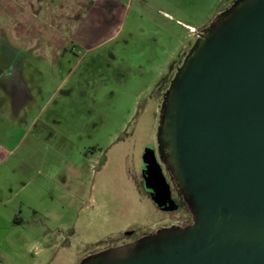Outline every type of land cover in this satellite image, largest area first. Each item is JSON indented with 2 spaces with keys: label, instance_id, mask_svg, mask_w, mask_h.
I'll return each mask as SVG.
<instances>
[{
  "label": "water",
  "instance_id": "obj_1",
  "mask_svg": "<svg viewBox=\"0 0 264 264\" xmlns=\"http://www.w3.org/2000/svg\"><path fill=\"white\" fill-rule=\"evenodd\" d=\"M157 140L192 224L82 264H264V0H236L198 33L165 93ZM147 156L145 188L176 208L152 148Z\"/></svg>",
  "mask_w": 264,
  "mask_h": 264
},
{
  "label": "rangeland",
  "instance_id": "obj_2",
  "mask_svg": "<svg viewBox=\"0 0 264 264\" xmlns=\"http://www.w3.org/2000/svg\"><path fill=\"white\" fill-rule=\"evenodd\" d=\"M233 2L134 0L120 36L70 54L61 74L48 76L51 90L61 85L47 111L65 97L79 102L71 103L72 110L80 104L75 119L55 126L71 164L58 175L67 194L47 207L55 225V245L47 252L52 264H82L90 254L178 228L179 211L158 207L140 183L142 156L149 147L157 149L164 96L196 44V32Z\"/></svg>",
  "mask_w": 264,
  "mask_h": 264
},
{
  "label": "crops",
  "instance_id": "obj_3",
  "mask_svg": "<svg viewBox=\"0 0 264 264\" xmlns=\"http://www.w3.org/2000/svg\"><path fill=\"white\" fill-rule=\"evenodd\" d=\"M133 1L0 0V264H52L47 207L67 194L58 175L71 164L55 126L75 119L80 104L72 110L65 97L47 111L61 82L51 90L46 81L70 54L120 36Z\"/></svg>",
  "mask_w": 264,
  "mask_h": 264
},
{
  "label": "flooded vegetation",
  "instance_id": "obj_4",
  "mask_svg": "<svg viewBox=\"0 0 264 264\" xmlns=\"http://www.w3.org/2000/svg\"><path fill=\"white\" fill-rule=\"evenodd\" d=\"M236 1V0H235ZM234 3V2H233ZM203 30H199L198 32H196V37H198V33L201 32ZM161 114H162V109H161ZM160 126V125H159ZM159 132V131H158ZM149 148H152V151H153V154H154V158L155 160L160 164L161 168H162V172H163V175L167 181V183L169 184L170 186V197L174 200L175 204L177 205L176 208L172 209V210H169V212L171 211H179V213L177 214L179 218V224L178 225V228L176 230H184L185 228H187L189 225L192 224L193 222V215L191 213V211L189 210V207H188V204L187 202L184 200L183 198V195L181 194V192L179 191L178 187L176 186L175 182H174V179L172 177V174L166 164V162L163 160L162 158V154L160 152V147H159V142L157 140V149L152 146V147H149ZM150 157L147 156L146 159H144V156H142V169H141V176H140V183L144 186V181H145V174H144V161L145 160H150L149 159ZM149 168V167H148ZM148 172V176L152 173L150 169H148L146 171V173ZM147 176V177H148ZM150 177H148L149 179ZM152 179V178H151ZM154 179V178H153ZM149 184L153 185V187H155L156 189H161V182H158V179L156 180H150L148 182ZM159 183V184H158ZM145 187V186H144ZM149 196L152 197V194L150 192V190L147 191ZM161 197H166V196H161ZM168 211V210H167ZM142 238V237H140ZM131 240L130 242H123V245H126V244H131L133 242H136L138 240ZM123 239V237L121 238ZM117 247H120V246H112L108 249H105V250H102V251H99L97 253H93V254H90L88 255V257L86 258V260L88 259H91L92 257L98 255L99 253L103 252V251H107V250H111V249H115Z\"/></svg>",
  "mask_w": 264,
  "mask_h": 264
}]
</instances>
